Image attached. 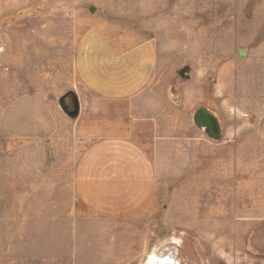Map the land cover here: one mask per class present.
<instances>
[{
	"label": "rangeland",
	"instance_id": "374dc122",
	"mask_svg": "<svg viewBox=\"0 0 264 264\" xmlns=\"http://www.w3.org/2000/svg\"><path fill=\"white\" fill-rule=\"evenodd\" d=\"M156 259L264 264V0H0V264Z\"/></svg>",
	"mask_w": 264,
	"mask_h": 264
},
{
	"label": "water",
	"instance_id": "95a60500",
	"mask_svg": "<svg viewBox=\"0 0 264 264\" xmlns=\"http://www.w3.org/2000/svg\"><path fill=\"white\" fill-rule=\"evenodd\" d=\"M65 102V97L62 98L61 104ZM72 107L76 110L71 111L66 106L63 105V108L68 114L75 115L77 114V101L72 98ZM194 123L199 128L205 131V134L213 141H219L222 138V127L218 118L208 109L200 108L196 111L194 115ZM158 264H175L170 259H163Z\"/></svg>",
	"mask_w": 264,
	"mask_h": 264
},
{
	"label": "crops",
	"instance_id": "0c3cea01",
	"mask_svg": "<svg viewBox=\"0 0 264 264\" xmlns=\"http://www.w3.org/2000/svg\"><path fill=\"white\" fill-rule=\"evenodd\" d=\"M64 97H65V101H67L68 99L74 98L72 94H66ZM256 220H257V222L260 221V213H258ZM253 222H256V221L254 220Z\"/></svg>",
	"mask_w": 264,
	"mask_h": 264
},
{
	"label": "bare ground",
	"instance_id": "6f19581e",
	"mask_svg": "<svg viewBox=\"0 0 264 264\" xmlns=\"http://www.w3.org/2000/svg\"><path fill=\"white\" fill-rule=\"evenodd\" d=\"M161 260L163 259H156V262L154 264H158L159 262H161Z\"/></svg>",
	"mask_w": 264,
	"mask_h": 264
},
{
	"label": "flooded vegetation",
	"instance_id": "af4514ba",
	"mask_svg": "<svg viewBox=\"0 0 264 264\" xmlns=\"http://www.w3.org/2000/svg\"><path fill=\"white\" fill-rule=\"evenodd\" d=\"M67 102V101H66Z\"/></svg>",
	"mask_w": 264,
	"mask_h": 264
}]
</instances>
